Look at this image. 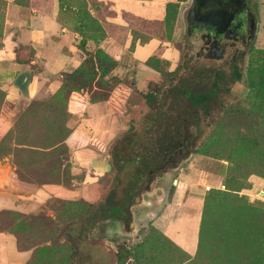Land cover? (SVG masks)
<instances>
[{
    "label": "rangeland",
    "instance_id": "374dc122",
    "mask_svg": "<svg viewBox=\"0 0 264 264\" xmlns=\"http://www.w3.org/2000/svg\"><path fill=\"white\" fill-rule=\"evenodd\" d=\"M170 1L149 21L109 1L0 0V40L12 37L15 59L41 77L31 95L0 82V233L25 264H264V0H249L247 44L225 49L224 59L244 48V70L221 73L223 109L203 114L192 155L158 175L163 196L142 194L124 223L109 216L135 168V190L148 187L170 103L224 71L206 31L188 26L193 0ZM52 16L58 30L34 49L33 19ZM56 51L61 64L46 68Z\"/></svg>",
    "mask_w": 264,
    "mask_h": 264
},
{
    "label": "flooded vegetation",
    "instance_id": "af4514ba",
    "mask_svg": "<svg viewBox=\"0 0 264 264\" xmlns=\"http://www.w3.org/2000/svg\"><path fill=\"white\" fill-rule=\"evenodd\" d=\"M249 9V0H232L226 9L224 14L231 16L229 24L224 28L222 32H216L215 27L210 23L201 20V15L188 18V26L191 29L201 28L206 31L203 40L206 42L204 46L210 51V59L221 61V67L224 69L218 71V68L212 70V79H216L217 75H221L226 70L228 74L235 79L236 73H241L246 66L247 52L244 48H237L235 54H229L225 59V49L236 48V44L246 45V39H244V33L247 29V20L245 21L246 12ZM253 25V24H252ZM251 25V26H252ZM249 25V35L252 36L254 28ZM245 29V30H243ZM228 36L234 37L231 39V43H228ZM224 40V41H223ZM202 75V74H201ZM237 80V79H235ZM212 81V83H213ZM187 93L184 92L182 97L174 99L170 103L174 110L172 129L166 134V140L163 145H159L158 153L155 156V162L153 167L146 173V180L149 183L147 188L142 186L139 189L134 188L137 181L138 174L140 173L136 168L132 175L134 180H131L127 185H124L123 189H119V199L113 204V210L110 213V217L120 218L122 223L126 218L132 217V206L141 203V195L144 193L152 194L160 192L163 196V191L158 187H155L156 181L159 179L158 175L161 173L163 176L168 174L169 169H177L180 167L183 161L188 159L194 149L199 145L200 139L207 132L202 128L205 118L201 104L197 101L196 95L204 92L201 89V83L199 80L194 81ZM199 106V113L194 110ZM171 108V109H172ZM148 167V166H147ZM140 175V174H139ZM158 194V193H157ZM134 197V203H131V199ZM120 212V215L119 213ZM123 218V219H122ZM133 226V223H131ZM107 248V247H106ZM108 249L112 251V246L108 245Z\"/></svg>",
    "mask_w": 264,
    "mask_h": 264
},
{
    "label": "crops",
    "instance_id": "0c3cea01",
    "mask_svg": "<svg viewBox=\"0 0 264 264\" xmlns=\"http://www.w3.org/2000/svg\"><path fill=\"white\" fill-rule=\"evenodd\" d=\"M99 1H109L111 2V7L115 11L129 12L137 17L150 21L163 20L167 14V5L169 2H171L170 0ZM54 17L55 16L49 17L48 21H46L44 18L39 19V17H36L37 19L35 18V20L33 19L31 29H29V34L32 40L30 42L34 49L38 50L42 48L41 46L46 38L45 35L47 33H54L58 30V23ZM147 41L155 42V45H159L157 49L161 48L160 45L162 46L161 40L157 38H150ZM142 43L137 42L135 45H140ZM14 47L15 44L12 40V37L6 35V37L4 36L3 40H0V82L6 83L8 91L11 92L12 95H15L16 92L20 91V87L18 86L19 83H24L27 94L31 95L36 90V88H38V84L40 82L39 79L41 78L40 74L30 71L27 68L28 66L26 63L15 61L16 57L14 54ZM157 52L158 51L156 50L155 53L147 59L153 57ZM61 59L60 53L57 51L53 52L49 60L45 63L46 68L48 66L52 67L56 64H61ZM148 69L150 70V68ZM11 71H14L16 75H12ZM3 86V88H5V85ZM73 100H77V98H72L71 103H73ZM25 261L26 252L17 250L16 245L12 242L10 236L0 233V264H25Z\"/></svg>",
    "mask_w": 264,
    "mask_h": 264
},
{
    "label": "trees",
    "instance_id": "16d2710c",
    "mask_svg": "<svg viewBox=\"0 0 264 264\" xmlns=\"http://www.w3.org/2000/svg\"><path fill=\"white\" fill-rule=\"evenodd\" d=\"M168 7H169V4L167 5V12H168ZM137 19H141V18L137 17ZM15 60L17 62H21L18 59H15ZM96 65H97L96 62H93L91 65L93 68L92 69L93 72L97 70ZM105 73L106 71L100 72V76L103 77ZM239 77H240V73H236L235 79H238ZM223 79H224V76L222 74L221 75L218 74L216 79L213 81L211 87L208 90L196 95L197 101L201 104L203 114L205 116H210L213 113L219 112L220 110L223 109L224 101H223L222 92L225 88L220 85ZM80 84L82 85V89L85 90V87H87L86 81H81ZM79 94L81 97L85 96V94L81 91H79ZM144 96L146 97V99L151 97L150 94H144ZM158 147L159 146H157V153H158ZM156 154H154L153 157L150 158V160L152 158L155 159ZM147 166H148L147 163H145V167ZM200 240H202V234L200 235Z\"/></svg>",
    "mask_w": 264,
    "mask_h": 264
},
{
    "label": "water",
    "instance_id": "95a60500",
    "mask_svg": "<svg viewBox=\"0 0 264 264\" xmlns=\"http://www.w3.org/2000/svg\"><path fill=\"white\" fill-rule=\"evenodd\" d=\"M232 0H193L192 17L201 16V20L215 27L216 32H222L229 24L231 16H226L228 4Z\"/></svg>",
    "mask_w": 264,
    "mask_h": 264
},
{
    "label": "built area",
    "instance_id": "2783aa9c",
    "mask_svg": "<svg viewBox=\"0 0 264 264\" xmlns=\"http://www.w3.org/2000/svg\"><path fill=\"white\" fill-rule=\"evenodd\" d=\"M209 188V187H208Z\"/></svg>",
    "mask_w": 264,
    "mask_h": 264
}]
</instances>
